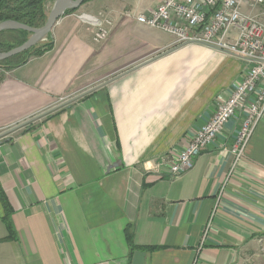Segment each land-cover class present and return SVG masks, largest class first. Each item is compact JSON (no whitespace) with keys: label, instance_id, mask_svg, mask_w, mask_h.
<instances>
[{"label":"crops","instance_id":"obj_1","mask_svg":"<svg viewBox=\"0 0 264 264\" xmlns=\"http://www.w3.org/2000/svg\"><path fill=\"white\" fill-rule=\"evenodd\" d=\"M161 1L86 2L54 26L52 50L0 68V264H132L127 229L145 264H264V116L231 176L240 119L167 176L163 158L247 66L126 15ZM242 10L264 23L256 0Z\"/></svg>","mask_w":264,"mask_h":264},{"label":"built area","instance_id":"obj_2","mask_svg":"<svg viewBox=\"0 0 264 264\" xmlns=\"http://www.w3.org/2000/svg\"><path fill=\"white\" fill-rule=\"evenodd\" d=\"M246 1L162 0L149 14L126 13L141 25L171 34L177 45L200 44L216 48L242 59L247 66L229 95L215 99L211 118L189 137L181 149L163 158L170 179L192 170L199 155L211 147L223 133L225 125L232 119H240L239 132L230 149L234 157L231 176L264 116V23L243 12ZM256 3L264 5V0H256ZM106 37L107 33L100 29L95 40L101 41ZM73 99L74 96L61 97L42 114L64 107ZM31 121L23 125H29ZM2 134L0 131V141H3ZM225 186L219 194V203Z\"/></svg>","mask_w":264,"mask_h":264},{"label":"trees","instance_id":"obj_3","mask_svg":"<svg viewBox=\"0 0 264 264\" xmlns=\"http://www.w3.org/2000/svg\"><path fill=\"white\" fill-rule=\"evenodd\" d=\"M50 1L54 0H0V23L4 21H16L32 28H41L47 20V9ZM91 0H85L89 2ZM76 10L67 11L73 13ZM29 32L23 30H7L0 33V52H7L21 46L28 40ZM54 41L51 34L47 36V42H42L25 53L14 56L0 63V68L11 71L17 67L25 65L30 59L40 57L52 50ZM3 220L9 231L7 240H16V232L11 220L10 209ZM126 237L131 246V256L140 249H137L133 243V235L129 229L126 230Z\"/></svg>","mask_w":264,"mask_h":264},{"label":"water","instance_id":"obj_4","mask_svg":"<svg viewBox=\"0 0 264 264\" xmlns=\"http://www.w3.org/2000/svg\"><path fill=\"white\" fill-rule=\"evenodd\" d=\"M85 0H54L50 13L47 16L46 23L41 28H32L16 21H4L0 23V33L7 30H23L31 35L28 40L19 47L7 52H0V63L14 56L27 52L37 46L51 33L59 19L66 14L67 11L78 10ZM145 252L136 251L134 253L132 264H145Z\"/></svg>","mask_w":264,"mask_h":264},{"label":"rangeland","instance_id":"obj_5","mask_svg":"<svg viewBox=\"0 0 264 264\" xmlns=\"http://www.w3.org/2000/svg\"><path fill=\"white\" fill-rule=\"evenodd\" d=\"M53 3H54V1H53V2L50 1L49 4H48V6H47V7H48V9H47V10H48V11H47L48 14H49L50 11H51V8H52V6H53ZM30 35H31V34L29 33L28 38L30 37ZM45 42H47V37L44 39V43H45ZM41 43H42V42H41ZM2 69H4V67H3ZM4 70H5V69H4Z\"/></svg>","mask_w":264,"mask_h":264}]
</instances>
